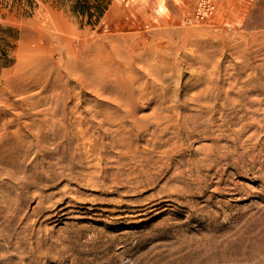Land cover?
I'll return each mask as SVG.
<instances>
[{
    "label": "rangeland",
    "instance_id": "1",
    "mask_svg": "<svg viewBox=\"0 0 264 264\" xmlns=\"http://www.w3.org/2000/svg\"><path fill=\"white\" fill-rule=\"evenodd\" d=\"M0 0V264H264V0Z\"/></svg>",
    "mask_w": 264,
    "mask_h": 264
},
{
    "label": "built area",
    "instance_id": "2",
    "mask_svg": "<svg viewBox=\"0 0 264 264\" xmlns=\"http://www.w3.org/2000/svg\"><path fill=\"white\" fill-rule=\"evenodd\" d=\"M196 16L200 18H208L216 13L215 5L212 0H196Z\"/></svg>",
    "mask_w": 264,
    "mask_h": 264
}]
</instances>
